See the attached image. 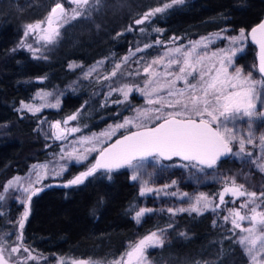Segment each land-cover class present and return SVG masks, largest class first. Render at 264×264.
<instances>
[{"label":"snow or ice","instance_id":"obj_1","mask_svg":"<svg viewBox=\"0 0 264 264\" xmlns=\"http://www.w3.org/2000/svg\"><path fill=\"white\" fill-rule=\"evenodd\" d=\"M66 2L70 8H65V4L57 0L44 20L27 24L17 48L27 49L34 59H46L40 48L26 43L29 35H33L38 43L43 42L45 46L54 44L64 25L79 18L90 17L92 12L98 11L101 6V0ZM183 3L184 0H169L162 6L146 11L141 18L134 21V25H129L128 31H133L134 26L150 23L157 14L165 13L166 10ZM135 30L140 33L146 31L143 27ZM225 31L227 30L223 29L220 33L201 37L197 41H189L188 47L183 45L165 47L161 55L143 65L142 71L146 76L143 87L123 85L110 89L109 96L111 92L122 95L123 99L113 101L118 105L125 102H129L130 105L129 96L133 91L145 97V105L132 108L134 115L124 117L121 122L109 125L100 133L81 136L74 141V145L78 144L80 148L73 146L68 151L62 145L59 159L51 168L48 163L33 164L27 179L14 176L3 185L0 190V201L5 200L6 194L13 193V199L21 204L24 211L16 220L18 225L16 241L9 247H5L7 241L0 242V264H10V258L21 250L28 255L18 260L17 264H27L28 260L38 259L25 246L23 234L25 222L30 215L32 198L44 188L52 186L43 184L46 178L62 177L68 170L70 161L83 163L93 152H98L95 162L85 171L66 180L62 184L63 187L82 185L98 170L111 173L113 170L127 167L132 169L131 179L139 181L140 196L154 193L156 196L163 194L188 198L187 207L160 210L140 207L133 217L137 223H141L142 218L155 211H167L172 216L177 213L203 215L205 212L217 213L222 205L229 202L226 201V197H231L230 202L233 204L240 200L239 207L227 209V215H224L222 220L230 222L232 226L230 231L237 236L235 242L249 257V264H264V182L261 183L259 191H249L244 184H237L234 176H225L222 189L218 193L210 195L200 192L190 196L186 192L167 191L177 184L176 180L159 188L149 186L153 182L151 177L154 173L148 172L145 166V162L150 158L152 167H158L163 172L169 167L163 164V161L178 158L183 162L182 167L204 173L205 169H216L222 159L234 158L242 167L252 166L248 174L241 172L246 181L252 169L264 174V133L257 135L259 126L264 125V21L252 27L247 34L244 28L239 29L237 35L231 36L222 35ZM249 37L251 42L258 46L257 62L245 71V68L237 66L235 61L244 53ZM177 39L179 37L172 38L173 41ZM217 39L227 40V47L210 51L209 45ZM154 43L163 42L157 39ZM152 46L145 44L143 48L130 50L129 54L122 58V63H126L135 53ZM76 66L69 65L70 68ZM120 67L121 64L115 65L110 75L115 76ZM93 71L95 67L85 73V78ZM128 75H140V72ZM37 79L43 80L46 77L41 76ZM103 79L108 80L110 77ZM50 95L51 93L46 92L37 93L41 101L39 106L21 101L17 111L27 110L35 114L45 107L58 108L59 100L54 104L45 102ZM78 114L79 110L69 115L63 122L58 120L50 123L51 138L64 141L70 134L79 132L78 127H65L69 121L77 120ZM130 126L135 128V131L129 130ZM121 129L125 131L119 139L103 146L105 140L116 135ZM244 222H247V226H244ZM216 224L217 221L214 220L213 225ZM172 227L173 225L169 224L166 228H157L138 240L129 242L125 252L107 262H98L90 258L60 257L57 264H149L148 251L164 247L167 229Z\"/></svg>","mask_w":264,"mask_h":264},{"label":"trees","instance_id":"obj_2","mask_svg":"<svg viewBox=\"0 0 264 264\" xmlns=\"http://www.w3.org/2000/svg\"><path fill=\"white\" fill-rule=\"evenodd\" d=\"M167 1L101 0L99 10L93 11L90 17L64 25L57 47L47 59L38 60L30 58L24 51H12L13 43L19 37L23 22L45 17L57 0H0V169L8 167L13 172L22 171L18 158L32 148L36 149L33 158L46 159V152L40 150L39 133L34 132L35 125L44 116L54 120L79 109L80 116L85 115V119L79 116V123L86 124L85 130H96L111 119L117 120L130 105L137 104L133 94L129 96L130 105L129 102L118 105L93 96L90 89H75L77 85L73 82L80 77L78 68H70V64L78 63L83 67L100 58L122 56L136 44L154 39L158 32L153 29H161L159 37L164 39L169 35L196 37L223 27L231 32L241 28L247 31L264 15V0H184L183 4L157 14L150 23L140 25L146 29L144 33L135 30L137 26L128 31L129 25H134L143 13ZM249 47L250 57L254 60V47L251 44ZM41 76L46 79L38 80ZM74 84V90L61 92L57 110L35 114L23 112L22 115L17 111L19 102L31 98L39 87L62 90ZM120 134L122 132H117L112 138ZM26 156L22 157V167L28 161ZM94 160L92 154L83 163L68 164L62 177L47 179L44 184L52 186L32 198L23 234L25 246L38 259L28 260L27 264H57L60 257L107 262L125 252L129 242L169 224L173 227L167 229L164 247L150 249L147 253L152 263L249 264L235 242L237 236L230 231L231 224L214 227L210 212L203 215L180 213L172 219L168 214H162L135 223L132 214L141 207L143 197L130 180L127 167L111 173L98 170L82 185L62 186L66 180L85 171ZM218 166L233 170V163L228 158L222 159ZM220 190L216 187L213 193ZM20 208L23 212L24 208ZM0 226H7L4 214L0 217ZM17 229L16 224L8 238L13 237ZM16 255L18 261L28 253L21 250Z\"/></svg>","mask_w":264,"mask_h":264},{"label":"rangeland","instance_id":"obj_3","mask_svg":"<svg viewBox=\"0 0 264 264\" xmlns=\"http://www.w3.org/2000/svg\"><path fill=\"white\" fill-rule=\"evenodd\" d=\"M65 1V2H64ZM64 1H60L62 3L65 4V8H70L71 6L66 2V0ZM169 2V1H167ZM54 6V4L52 6L49 7L48 13L50 12L51 8ZM159 7V6H158ZM48 13L45 15V17L48 15ZM144 14V13H143ZM45 17H42L41 19L37 20V21H42L45 19ZM36 22L35 20L29 21V22H23L21 25V28H19V37L18 39H15L14 43H13V49H16L17 51H24L30 58H33L32 53H30L27 49L25 48H17V45L20 43L22 37H23V32L25 30V26L29 23H34ZM136 28H140L139 26H137ZM226 29L227 31L223 32L222 35H227V36H231V35H237L239 30H237V32H231L228 31V28H221V29H217L216 31H210L207 32L206 34H199L196 37L194 36H182L179 37V39L173 41L172 40V35H169L167 38H162L159 37V32L156 33V35L154 36V39L149 40L148 42H144V43H140V44H136L132 49L129 48L128 51L126 53H124V55H120L114 59L110 58H103V59H98L96 61L93 62V64H89V65H84L83 67H80V65L78 63H75V65H77L76 67L78 68V72L79 73V79L75 80L73 83H75L77 86L75 89H83V90H87L90 89L89 92L90 94L94 95H98L100 96L102 99V101H109V102H113L115 100H121L123 99L122 95L118 92H111V95L109 96V92L111 88H120L123 85H129V86H136L139 85L140 87H143V83L144 80L146 79V76L143 74L142 71V67L143 65L148 62L153 60L154 58H156L157 56L161 55L163 53V51L165 50V47H174V46H179V45H183L185 47H188V43L189 41H197L200 40L201 37H207L210 34H215V33H220L221 30ZM156 32V31H155ZM247 34V33H246ZM176 37V36H175ZM161 40L163 43L162 44H155L154 41L155 40ZM26 43L28 44H32L34 47H38L41 49V54L45 57H49L51 55V51H53L54 48L57 47V41L54 44H49V45H43V42H37L36 38L33 35H29L26 38ZM249 42L246 41V47H245V51L244 53H242L239 57L241 58H237L235 63L237 66H243L245 68V71H248L250 66L254 63V60H252V58L250 57V47H249ZM145 44H152L153 46L151 48H147L144 49L141 52H137L135 53V55L131 56L130 59L126 62V63H122V58L126 55L129 54L130 50L135 51V49L137 47L143 48V46ZM228 45V41L227 40H220L217 39L215 40L212 44L209 45V50L210 51H215L218 48H224L227 47ZM46 58V59H47ZM142 58V59H141ZM34 59V58H33ZM41 60V59H38ZM101 62V63H97V62ZM136 61H140V63H137ZM117 64H121V67L119 70H117V74L115 76H111L110 74L113 72V70L115 69V65ZM95 67V71H93L91 73L90 76H88L87 78H85V73L89 71L90 68ZM75 68V67H74ZM140 72V75H128V73H136V72ZM255 75V72H254ZM104 77H110V79L105 80L103 79ZM78 81V82H77ZM180 82H178L179 84ZM75 84L70 86V87H66L65 89L63 88L62 90H50L49 88H37L36 90L33 91L32 93V97L27 99V100H23L26 103H33L36 104L37 106H39V104L41 103L39 97L37 96V93L40 92H46V93H51L50 96L47 97V100L45 101L46 103H56L57 100H61V92L64 93V90L66 89H73L75 87ZM60 92V93H59ZM134 95V101L137 103L135 106H132L130 108L127 107V112L125 113L123 110V113L119 115V117H117V120L111 119L109 121H107V124L99 129L96 130H88L86 128V124L79 123L80 121L79 116L80 114H78V119L75 121H69V123L65 126L68 128L71 127H78L80 128L79 132L76 133H72L70 134L66 140L64 141H60V140H55L53 138H51V129L49 127L50 123L54 122V121H61L63 122L69 115H72L74 113H77V110L79 109H75L74 112H71L69 114H66L65 116H60V117H56L54 118V120L52 118H47L46 116H44L43 118H41L37 124L35 125L36 129L34 132L39 133V137L41 138V145H40V150L45 151L46 153H44L45 155V160L43 159H38V158H33L35 157V150H30L28 153H25L26 158L28 159L27 163H23V167H22V162H23V155L22 157H19L18 161L19 164L21 166L22 171H10L8 170V167H5V169H0V190H2L3 185L12 177L14 176H20L23 177L25 179H27L28 175L30 174V169L31 166L33 164L36 163H48L49 167L51 168L52 166H54L58 159H59V154L61 153V146H64L65 150L70 151L71 148L73 146L80 148V145L75 144L74 145V141H76L78 138H80L81 136H90L93 133H100L103 130H105L109 125H114L115 123L121 122L123 120L124 117L126 116H131L134 115V112L132 110L133 107H140L145 105V97H143V95L139 92L133 91L132 93H130V95ZM115 104V103H114ZM18 108H20V102L17 105ZM54 111L57 110V108H52V107H45L42 109L41 112L44 111ZM23 112H27V110L18 112L20 113V115H22ZM30 113V112H27ZM32 114V113H30ZM85 119V115L82 114L80 116V118ZM39 126V127H38ZM134 129L130 126L129 130ZM125 130L121 129L119 131L120 132H124ZM260 133H264V125L259 126L258 131H257V135H259ZM46 134H48V138H46ZM117 135V133H116ZM112 139V137L110 138ZM110 139L105 140L104 144L106 145L107 141H109ZM82 150V149H81ZM97 152H93L89 155L88 159L92 156V154H96ZM258 154V151H257ZM96 157V155H95ZM231 160V162L233 163V170H227V169H221L219 166L216 169H205L204 173H200L198 172L196 169H191V168H184L181 166V163L178 160H172V161H163V164L168 165L169 167L161 172L159 170V168H153L152 167V161L149 158V160L147 162H145V166L147 168L148 172H152L154 173V175L151 177V180L153 181L149 186L152 187H156L159 188L160 186L164 185V184H171L172 180H176L177 184L168 188L167 191L168 192H186L189 193L190 196H194L200 192H204L207 194H215L213 193V189L218 187L219 189H222L223 186V178L225 176L228 177H232L234 176L236 178V183L237 184H244L245 187L249 190V191H259L260 185L262 182H264V174H261L260 172L256 171L255 169H252L249 179L246 181L244 179V176L241 175V172L243 171L244 174H248L249 173V169L252 168L251 165H244L242 167L241 163L236 161L234 158H228ZM87 161V160H86ZM70 163H74L77 164L76 162H69ZM127 172L128 174H130V178L132 175V169L127 168ZM34 178V177H33ZM148 178V177H145ZM47 179H52L51 177L46 178L43 181V184L45 183V181H47ZM57 179V178H55ZM134 184L137 185L138 187V193H139V181H133L132 179H130ZM14 194L13 193H8L6 194V198L3 201H0V217L4 214V222L6 223V227L5 226H0V238H2V240H0V242L2 241H7V244H5V247H9L13 244V242L15 241V237L16 235H14L13 237H9L8 235L11 234V229L13 227L16 226V220L19 218V216L21 215L22 211H21V204L18 203L15 199H13ZM142 202H141V207H147V208H153V209H167L169 207H173V208H177V207H187V197H180L178 196H164L163 194H161L160 196H156L154 193L151 194H147L145 196H142ZM226 201H229L228 203H226L225 205H222L221 208L218 210L217 213H213L210 212L211 214V222L213 224V221L216 220L217 224L214 226H218V225H225L226 222H224L222 220V217L224 215H227V209L232 208V207H239L240 204V200H237L235 204L231 203V197H226ZM135 212L132 214V216L134 217ZM162 214H168L169 218H173V216L169 213H167V211H155L153 213H149L147 216H145L144 218H142V220H144L147 217H153V216H158V215H162ZM180 213H177L176 215H178ZM184 214V213H181ZM189 214V213H188ZM194 214V213H192ZM175 215V216H176ZM135 223H137L136 221H134ZM230 223V222H229ZM244 226H247V222H244ZM239 232V230H237ZM150 232V231H149ZM148 232V233H149ZM147 233V234H148ZM237 238V237H236ZM240 246V245H239ZM240 250L242 252H244L242 250V247H239ZM245 254V252H244ZM5 255L7 256V252H5ZM16 255V254H14ZM17 255L16 256H12L10 258V264H17ZM245 259L249 262V257L246 256L245 254ZM148 262L149 264H154L152 263V261L148 258Z\"/></svg>","mask_w":264,"mask_h":264},{"label":"water","instance_id":"obj_4","mask_svg":"<svg viewBox=\"0 0 264 264\" xmlns=\"http://www.w3.org/2000/svg\"><path fill=\"white\" fill-rule=\"evenodd\" d=\"M261 21H264V15H263L262 17H260L256 23H254L253 25H251V26L247 29L246 33L250 32L251 28H252V27H255V26H256L258 23H260ZM248 42H249V44H251V45L254 47V49H253L254 63H256V62H257V51H258V46L255 45V44H253V43L251 42L250 37H249V39H248ZM131 131H135V128H134V129H131ZM123 133H124V132H123ZM123 133H122V134H123ZM122 134L118 135V137H116V138L114 137V138L110 139L109 141H107L106 145L111 144V143H114L117 139H119V138L121 137ZM106 145L104 144L103 146H106ZM95 155H96V157H97V156H98V152H97ZM96 157H95V158H96ZM94 161H95V160H94Z\"/></svg>","mask_w":264,"mask_h":264}]
</instances>
